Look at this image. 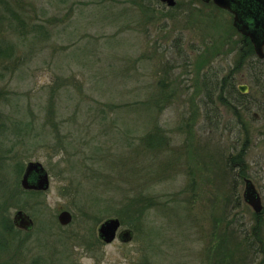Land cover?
I'll list each match as a JSON object with an SVG mask.
<instances>
[{"label":"rangeland","instance_id":"374dc122","mask_svg":"<svg viewBox=\"0 0 264 264\" xmlns=\"http://www.w3.org/2000/svg\"><path fill=\"white\" fill-rule=\"evenodd\" d=\"M247 48L210 1L0 0V264H105L106 244L114 264H264L241 194L248 177L264 205V60ZM212 73L247 85L245 107L211 105ZM34 161L49 186L23 191ZM112 217L129 241L98 239Z\"/></svg>","mask_w":264,"mask_h":264},{"label":"water","instance_id":"95a60500","mask_svg":"<svg viewBox=\"0 0 264 264\" xmlns=\"http://www.w3.org/2000/svg\"><path fill=\"white\" fill-rule=\"evenodd\" d=\"M167 7L175 5L176 0H157ZM203 3L209 0H200ZM220 9H226L232 13V25L241 35L248 37L254 53L258 58H264V0H210ZM239 91L247 92V85H238ZM242 191L243 201L254 213H261L264 217V206L261 196L254 183L249 178H244ZM20 184L23 189L46 190L49 186L47 172L39 162H28L22 173ZM72 219V214L67 210L57 213V221L60 225H67ZM117 218H107L97 227V236L104 243H110L116 237L121 242H127L132 238L129 228L119 230L120 221ZM15 226L21 229L31 228L32 219L22 210H18L12 217Z\"/></svg>","mask_w":264,"mask_h":264},{"label":"trees","instance_id":"16d2710c","mask_svg":"<svg viewBox=\"0 0 264 264\" xmlns=\"http://www.w3.org/2000/svg\"><path fill=\"white\" fill-rule=\"evenodd\" d=\"M242 39L245 42L246 46L248 47L247 49H249L250 52H252L253 48L251 47V44L249 43L248 39L247 38H242ZM202 82H203L202 83L203 92L205 90L204 93L207 99L211 101L210 102L211 105H216L217 103H220L225 108L227 106L234 108L236 106L245 107V105L247 104L245 101L246 94H242L239 91H237L238 89L236 87V79L233 73L223 75L222 77H219L215 73H212V75H205V77L202 79ZM253 215L256 219L264 221V218H262L261 215H257V214H253ZM253 228L255 229V227ZM250 237L253 238L252 235L245 237L247 239V242L249 243V245H247V247H249V250L254 245V244L252 245V243L249 241ZM261 244H262L261 250L264 253V245L263 243ZM242 247L245 248V246H240V249H242Z\"/></svg>","mask_w":264,"mask_h":264},{"label":"clouds","instance_id":"9594fccd","mask_svg":"<svg viewBox=\"0 0 264 264\" xmlns=\"http://www.w3.org/2000/svg\"><path fill=\"white\" fill-rule=\"evenodd\" d=\"M105 252V264H114L112 257H118L119 253L113 244H106L104 248ZM79 264H96V261L93 257L90 256H81L79 259Z\"/></svg>","mask_w":264,"mask_h":264},{"label":"flooded vegetation","instance_id":"af4514ba","mask_svg":"<svg viewBox=\"0 0 264 264\" xmlns=\"http://www.w3.org/2000/svg\"><path fill=\"white\" fill-rule=\"evenodd\" d=\"M229 13L231 14V16H233L231 12H229ZM238 33H239V32H238ZM242 38H247V39H248V37H245V36H243V35H242ZM260 60H264V58H262V59H260Z\"/></svg>","mask_w":264,"mask_h":264}]
</instances>
